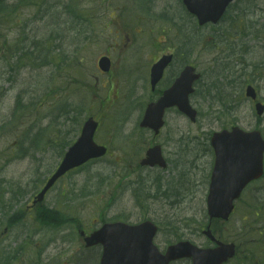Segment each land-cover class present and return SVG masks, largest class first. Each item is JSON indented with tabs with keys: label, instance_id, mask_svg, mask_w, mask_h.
I'll return each mask as SVG.
<instances>
[{
	"label": "rangeland",
	"instance_id": "rangeland-1",
	"mask_svg": "<svg viewBox=\"0 0 264 264\" xmlns=\"http://www.w3.org/2000/svg\"><path fill=\"white\" fill-rule=\"evenodd\" d=\"M249 5L246 16L241 8ZM163 51L178 53L176 68L185 53L202 73L192 95L200 117L193 124L170 113L155 139L168 167L142 168L154 141L138 126L151 98L143 74ZM104 55L113 60L107 75L98 69ZM244 83L264 103V0H237L220 23L203 28L180 0H3L0 264H97L101 247L84 249L77 231L118 220L155 221L160 249L179 239L209 245L202 230L209 224L212 134L239 125L264 136V114L257 115ZM91 116L100 121L96 140L112 155L69 172L33 207ZM212 224L222 240L241 246L229 264H264L257 242L264 235L252 233L264 232V177L226 224Z\"/></svg>",
	"mask_w": 264,
	"mask_h": 264
},
{
	"label": "water",
	"instance_id": "water-1",
	"mask_svg": "<svg viewBox=\"0 0 264 264\" xmlns=\"http://www.w3.org/2000/svg\"><path fill=\"white\" fill-rule=\"evenodd\" d=\"M232 0H184L188 9L196 14L200 23L208 21L217 22L222 16L226 6ZM170 57H165L162 62L154 67V73L158 79L163 67L168 63ZM101 67L108 69V61L101 60ZM198 76H194L193 68L188 67L176 84V89L187 95L191 91L192 82ZM248 95L255 97V91L252 87L248 89ZM166 97L160 103L151 104L147 110L146 116L142 125L159 128L162 125V116L164 107L173 104L172 92H168ZM181 110L188 112L191 116L193 112L187 99L183 101L179 99L175 101ZM258 113L261 114L264 107L257 105ZM97 123L90 119L86 122L83 134L80 140L71 148L62 163L58 172L49 181L46 189L53 184V182L69 168L78 166L88 159L103 155L105 149L98 146L93 141L94 132ZM213 144L216 148L217 160L215 169L212 175L210 185V193L208 196V213L210 219L222 218L227 220L234 209V201L240 197L246 185L254 179L260 178L264 173V139L258 130L245 132L236 127L232 131L224 130L216 133L213 138ZM155 156L158 157V153ZM154 157V156H153ZM160 160V159H157ZM114 230L121 229L128 234L125 241H122L119 249L114 255L107 254L103 259L102 264H168L171 259H176L184 256H191L193 264H223L232 258L236 253V246L234 243H224L217 241L218 246L214 249H201L189 242H181L177 245L171 246L168 250V257L162 258L150 247L148 235L154 234L155 228L148 223L142 224L139 227H129L125 224H115ZM145 230L142 236L145 246H135L140 240L138 233ZM103 232L98 233L97 236H103ZM211 239L212 236L210 228L205 232ZM92 239V242L104 241L97 238Z\"/></svg>",
	"mask_w": 264,
	"mask_h": 264
},
{
	"label": "flooded vegetation",
	"instance_id": "flooded-vegetation-1",
	"mask_svg": "<svg viewBox=\"0 0 264 264\" xmlns=\"http://www.w3.org/2000/svg\"><path fill=\"white\" fill-rule=\"evenodd\" d=\"M164 55V54H162ZM156 56L154 59H153V62L151 64V66L156 63L160 58L161 56ZM175 58L173 59V61L166 67V69L164 70V74L162 76V78L159 80L158 84L155 86V87H152L151 86V83H150V91H151V98H150V102L151 101H154V100H157L159 97L162 96L163 92L169 87L172 85V83L174 82V80L176 79V77L181 73L182 69L184 68V66H186L187 64H180L177 68L175 66ZM185 60L182 61V63L184 62ZM249 83H247L248 85ZM150 133H152L154 135V137L152 138L154 141L151 143V144H155L156 145V138L157 136L151 131L149 130ZM162 133V131L160 132V134ZM159 134V135H160ZM161 145V144H160ZM162 146V145H161ZM162 150H163V146H162Z\"/></svg>",
	"mask_w": 264,
	"mask_h": 264
},
{
	"label": "trees",
	"instance_id": "trees-1",
	"mask_svg": "<svg viewBox=\"0 0 264 264\" xmlns=\"http://www.w3.org/2000/svg\"><path fill=\"white\" fill-rule=\"evenodd\" d=\"M252 233H257L259 236H263L264 235V232L263 231H259V232H257V231H252ZM260 241V243H262V244H264V240H258L257 239V242H259ZM239 248H241V246L239 247ZM241 251V249L239 250V252ZM255 264H258V263H255Z\"/></svg>",
	"mask_w": 264,
	"mask_h": 264
}]
</instances>
